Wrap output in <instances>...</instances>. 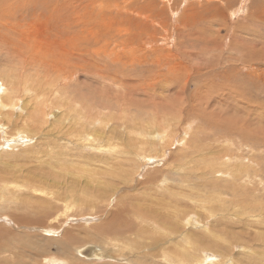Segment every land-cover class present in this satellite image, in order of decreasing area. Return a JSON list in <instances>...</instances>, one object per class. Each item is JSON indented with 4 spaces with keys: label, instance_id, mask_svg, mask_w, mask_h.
Instances as JSON below:
<instances>
[{
    "label": "rangeland",
    "instance_id": "rangeland-1",
    "mask_svg": "<svg viewBox=\"0 0 264 264\" xmlns=\"http://www.w3.org/2000/svg\"><path fill=\"white\" fill-rule=\"evenodd\" d=\"M182 88L177 103L174 93ZM0 94L6 106L18 107L20 100L34 101L42 122L41 128L32 134L26 129L16 132L20 125L10 126L6 134L7 126L0 124V188L10 183L6 187L11 192L4 189L0 193V230H4L0 231V264H183L185 261L184 264H200V261L223 264L221 260L227 256H233V264L238 261L264 264V231L248 217L245 227L229 229L230 237L222 236V220L237 222L234 213L229 212L230 198L218 196L206 204L210 192L200 189L199 198L192 199L196 203L200 201L198 204L192 200L187 203L172 200L176 212L188 211V216L180 218L169 207V212L164 210L168 212L164 217L165 227L157 226L159 221L154 219L156 226L149 231L148 224L136 220L137 216L144 217L142 211L137 209L136 214H130L134 225L137 221L136 230L142 231L132 236L131 244L97 233L94 227L105 226L113 214L108 217L110 211L114 207L120 210L117 203L124 195H134V200L144 202L132 181L156 175L161 168L168 167L170 160L157 155L152 158L155 162L152 161L154 151L139 143L141 136L137 132L131 134L127 129L123 131L127 135L120 137L123 141L113 138L109 148L129 152L133 145L130 154L135 151L150 160L143 162L133 155L129 157L134 161H127L125 155H121L124 161L121 157L119 161L112 160L113 156L103 151L91 150L88 144L92 143L88 140L91 136L85 131L90 124V129L98 126L99 132L105 134L118 129L120 121L125 119L133 126L139 121L142 124H136L138 127L151 128L154 116H159L154 129L155 138L160 139L156 149L168 148L171 157L180 161L183 152L189 155L196 146H199L196 152H203V147L206 150L208 146L227 147L228 153L234 155L233 163L248 165L249 174L241 176L243 169L237 173L227 163L232 175L219 174L217 177L224 179L220 182L227 187L235 183L245 185L254 197L260 193L264 199V0H0ZM158 101L161 104H156ZM170 103L176 107L172 108ZM204 112L215 115L217 121L220 116L232 123L212 127L203 120ZM51 113L64 117L51 118ZM56 122L66 126L68 123L70 131H51L46 123ZM201 133L205 135L203 138ZM136 139L139 145L135 144ZM196 152L190 155L194 161L198 160L194 157ZM102 158L103 163L96 162ZM200 163L196 162L198 167L203 166ZM186 164L192 166V162ZM114 166L119 169L118 178L110 173ZM18 169L20 178L12 180ZM210 179L213 180L212 175L206 181ZM202 181L198 183L203 185ZM21 185L33 187L28 191L22 190ZM16 186L23 192L14 194L15 198L12 191ZM67 186L74 193L71 202L78 200V196L83 200L90 197V201L81 207L76 202L70 210L63 211L64 205L52 194H69L65 191ZM155 193L154 184H150L144 197L149 201ZM38 199L59 207L58 212L45 225L25 228L23 225L15 229L8 216L14 212L26 217L27 207L29 211L35 208L27 205ZM237 200L235 205L240 202ZM138 205L150 208L148 202ZM214 205L220 214L212 216L209 210ZM172 223L177 226L174 236L166 234ZM122 229H125L123 225ZM207 230L219 237L222 247L203 249L196 244L197 239L210 238ZM67 231L79 242L59 249L54 243L60 242ZM84 234L98 238L92 241ZM126 234L134 232L127 229ZM163 244H166L164 248ZM87 248L93 251L91 258L82 255ZM162 249L172 253L168 255ZM247 249L253 255L245 254Z\"/></svg>",
    "mask_w": 264,
    "mask_h": 264
},
{
    "label": "bare ground",
    "instance_id": "bare-ground-1",
    "mask_svg": "<svg viewBox=\"0 0 264 264\" xmlns=\"http://www.w3.org/2000/svg\"><path fill=\"white\" fill-rule=\"evenodd\" d=\"M192 57H195V56H192ZM183 59V58H182ZM187 62V61H186ZM231 70V69H230ZM198 75V74H197ZM196 90V89H195ZM194 90V91H195ZM184 91V89H180L179 90H176L174 94L175 98H178L177 99V103L178 101L181 99L182 97V92ZM184 96V95H183ZM1 97L2 95L0 94V124H5V127L4 130H5V133L8 134V130L10 128V126H15V125H20L21 127L16 131H20V130H28V132L30 134H32V132H36L37 130H39L42 126V122L40 121V109L38 107V105L32 101V100H26L25 102H22L20 100V102L18 103V107L15 106V105H9V106H6L2 103L1 101ZM188 97V96H187ZM186 97V98H187ZM194 97V96H193ZM196 97V95H195ZM185 98V99H186ZM163 99V98H162ZM161 99V100H162ZM163 101V100H162ZM161 101V102H162ZM166 102V101H165ZM164 102V103H165ZM160 103L159 101L156 103L158 104ZM161 104V103H160ZM172 105V108L176 107V104L175 103H170ZM186 104V103H185ZM131 105V104H129ZM165 104H163L164 106ZM178 105V104H177ZM132 106V105H131ZM157 106V105H156ZM159 106V105H158ZM157 106V108H158ZM180 106V105H179ZM187 105H185L186 107ZM169 107V105H168ZM178 107V106H177ZM165 108V107H164ZM171 108V106L169 107ZM22 109H26L27 112H23ZM182 109V107H181ZM184 109V108H183ZM186 109V108H185ZM165 110V109H164ZM163 110V111H164ZM175 110V109H174ZM190 110V109H189ZM167 111V110H165ZM169 111V110H168ZM191 111V110H190ZM125 112V111H124ZM123 112V113H124ZM170 112V111H169ZM193 112V111H192ZM201 112V111H200ZM57 114H61L60 111H57L56 112ZM173 113V111H172ZM179 113V112H178ZM197 113V112H196ZM22 114H25V116H22ZM183 114V113H182ZM199 114V113H198ZM204 116L202 117L203 120L208 123V124H211L212 127L213 125L218 127V124L221 123L223 124L224 122V125H226L227 123H232L229 119L227 118H224V117H220L218 116V121H217V118L215 115L213 116H210L211 114H208V113H205L204 112ZM52 117L51 118H54L55 116L57 118H63L64 115H56L55 113H51L50 114ZM202 115V114H201ZM200 116V114H199ZM123 119H125L126 117L124 115L121 116ZM67 120H69L67 118ZM160 120V117L159 116H154V125L150 127H138L136 124L140 123L142 124V122H137L136 121V124L133 126L131 124H128L126 123L127 122V119H125L123 122L120 121V124H119V128L116 129V130H109L108 133H101L99 132V128L98 126L95 127V129H90V124H87V129L85 130L87 133L86 135H90L91 137L88 138V140L92 143H88L90 145V148L91 150H98V151H103L104 153H106L107 155L109 154L110 156H113L111 157L112 160H116V161H119V157H121V155H125L126 159H129L127 161H134V160H131L129 156L133 155V156H136L137 158H140V159H143L142 161L143 162H146V160H151L155 162L154 159H152L153 157H158L159 156H164L166 157L167 160H170V162L167 163L168 167L166 169H163L161 168V170L156 174V175H149V177H144V178H140L141 180H137V181H132V183H135V188H136V191L138 192V194H141L143 196V201L145 203H149L150 204V208L148 207H140V205L138 204H144V202L140 201V202H137V200H134V195H127L124 197H122V200H120V202H118L117 204L120 205V210H117L116 211V208L114 207V210L110 211L108 217L111 215V218L109 219V221L105 224V226H98L94 229L97 233H100L103 237H111V238H114V239H117V240H120V241H125L126 243L128 244H131L132 241H134V239H132V236H138L142 233V231H139V230H136V224H137V221H140L141 223H145V224H148V229H150L149 231H151L156 225L154 224L153 220L154 219H158L159 221V227H165L166 226V219H164V217L168 216V212H169V207L170 208H173V210H177L176 206L172 204V200H179L181 203L184 201L185 203L187 202H190V200L192 199H198L199 198V195H198V192L199 189L204 191V192H207L208 191L210 192L209 195H208V199H205V203H209L210 201H214V199L219 196L220 198H230L228 201H230V204L229 206L231 207L230 211L229 212H233L234 215H233V218L234 219H237V222L236 223H231V222H228V221H223L221 222V229L219 227V229L223 232L222 236H229L228 234V231L229 229H232V228H235V227H245L247 224L246 222L250 219L252 222H253V225H255L256 227L260 228L261 230L264 231V199L261 198L259 196L260 193H255L254 195L256 197H254L252 194V192L249 190V188H246L245 185H239V184H234L233 186H228L227 187V184L225 183H222L220 181H223L221 180L219 177H217L219 174H224L226 175L227 177L231 176L229 175V171H231V167L229 169V167L227 166V163H230L233 168L235 167V172L239 173L238 171L241 169L242 172H241V176H246V173L248 172L247 170L249 168L248 165H245V164H240V163H236L235 164L233 163V161L235 160L234 159V155L232 154H229L228 153V149L227 147H218V146H221V145H217L216 147L212 146V147H207L208 149L205 150V147H203V152H196L197 151V147L199 146H196V147H193V151L191 152L190 150V154L189 155H186L184 154L183 152V156L179 159L180 161H176V158L171 157L172 154L168 153L169 149L168 148H165V147H162L161 149H156V145L158 144V138H155L154 134V129L155 127H157V123L159 122ZM108 121V120H106ZM150 122V121H148ZM147 122V123H148ZM48 126H50V129L51 131L53 132H56V133H68L70 131V125L67 123V126L66 124H58V122H56L54 125L52 123H46ZM234 124V123H233ZM222 125V126H224ZM144 126V125H143ZM227 126V125H226ZM209 127V126H208ZM229 127V126H228ZM235 127V126H234ZM210 128V127H209ZM208 128V129H209ZM99 129V130H98ZM128 130L131 134H134L135 132L138 133V135H140L141 137L138 138V140L140 141L139 143H141V145H143V147H146L147 149L149 150H152L154 151V153L152 154V156L149 158L148 156H140L138 153H136L135 151L132 152V154H130L133 147V145L131 146V150L128 152V151H117V150H114V149H110L109 146H112V145H109V142L111 141V143L113 142L112 139L113 138H117V137H121L124 133L126 134V132H123L124 130ZM2 130V128H1ZM102 130V129H101ZM104 130V129H103ZM181 131V130H180ZM185 131V129H184ZM183 131V133H184ZM105 132V131H104ZM187 132V131H186ZM24 133V132H23ZM205 133V132H204ZM1 134V133H0ZM16 134V133H15ZM26 134V133H25ZM18 135V133L16 134ZM15 135V136H16ZM127 135V134H126ZM181 135H185V134H181ZM199 135H202V138L203 135L202 133L199 134ZM21 136L22 133H21ZM26 136V135H25ZM6 137V136H5ZM13 137V136H12ZM18 137V136H17ZM128 137V136H127ZM186 137V136H184ZM8 138V137H7ZM16 138V137H15ZM22 138V137H21ZM29 138V137H28ZM27 138V139H28ZM6 139V138H5ZM26 139V138H25ZM30 139V138H29ZM83 140V138H81ZM122 140V138H120ZM127 139V138H126ZM125 139V141H126ZM181 139V138H180ZM199 139H201L199 137ZM7 140V139H6ZM73 140H76V138H73ZM115 140V139H114ZM77 141V140H76ZM123 141V140H122ZM185 141V139H184ZM209 141V140H208ZM8 142V141H7ZM121 142V141H120ZM210 142V141H209ZM82 144L85 143L84 141L81 142ZM212 143V142H211ZM9 144V143H8ZM135 144L136 145H139L137 143V139L135 140ZM167 145V143H165ZM231 144V143H230ZM199 145V144H198ZM179 147V145H177ZM189 146V145H188ZM223 146V145H222ZM184 147V146H183ZM186 147V146H185ZM190 147V146H189ZM180 148V147H179ZM195 148V149H194ZM236 148V147H235ZM166 149V151H165ZM190 149V148H189ZM201 149V148H200ZM168 151V152H167ZM206 151V152H205ZM171 152V151H170ZM175 152V151H174ZM195 153L194 157L195 159H198L196 161L192 160V158L190 157L191 153L192 155ZM168 153V154H167ZM5 154V153H4ZM91 154V153H90ZM108 155V156H109ZM132 156V157H133ZM98 156H94V158H97ZM91 158V157H90ZM108 158V157H107ZM163 158V157H162ZM237 158V157H236ZM241 158V156H240ZM92 159V158H91ZM103 160L102 161H97V163H103L104 162V158H102ZM120 159H123V157H121ZM246 159V158H245ZM88 160V159H87ZM237 160L239 161V158H237ZM243 160V159H242ZM95 161V160H94ZM93 161V162H94ZM124 161V159H123ZM241 161V159H240ZM91 162V160H90ZM157 162V161H156ZM160 162V161H159ZM189 162H192V166H187ZM196 162H201L203 164L202 167H198V164H196ZM242 162V161H241ZM256 162V161H255ZM117 163V162H116ZM171 165H170V164ZM200 163V164H201ZM246 163V162H245ZM249 163V162H248ZM88 164V163H87ZM92 165V164H91ZM98 164H96L97 166ZM250 165V164H249ZM94 166V165H93ZM92 166V167H93ZM129 166V165H127ZM87 167H90V166H87ZM116 166H114L115 168ZM154 167V166H152ZM159 167V166H158ZM162 167V166H161ZM252 167V166H251ZM254 167V166H253ZM93 168H96V167H93ZM120 168V167H119ZM132 168V166H131ZM130 168V169H131ZM165 168V167H164ZM77 169V168H76ZM113 169V168H112ZM125 169V168H124ZM158 169V168H157ZM156 169V170H157ZM163 169V170H162ZM252 169V168H250ZM91 169H89L90 171ZM257 170V169H256ZM97 171V169H96ZM107 171V170H106ZM118 167L111 170L110 173L113 174L116 178H118ZM250 171V170H249ZM17 173H15L13 176H12V180H17L18 178H20V170L18 169L16 171ZM234 172V174H235ZM251 172V171H250ZM260 172V171H259ZM110 173L108 175H110ZM123 173V172H122ZM231 173V172H230ZM236 173V174H237ZM255 173V172H254ZM42 174V173H40ZM132 174V173H131ZM249 174V173H247ZM95 175V173H94ZM125 175V173H124ZM212 175L213 176V180H209V181H206V178L208 176ZM253 175V174H252ZM1 176V174H0ZM237 176V175H236ZM258 176V175H257ZM27 177H29V175L27 174ZM235 177V175H234ZM2 178V177H1ZM1 178H0V181H1ZM239 178H241L239 176ZM248 178V177H247ZM246 178V179H247ZM255 178V177H254ZM200 179H203V185L198 183ZM130 180V179H129ZM134 180V179H133ZM231 180V179H230ZM249 180V178H248ZM259 180V179H257ZM118 181V180H117ZM228 181V180H227ZM243 181V180H242ZM121 182V181H120ZM254 182V181H253ZM261 181H259L260 183ZM123 183H126V182H122ZM229 183V182H228ZM243 183V182H242ZM245 183V182H244ZM252 183V182H251ZM263 183V182H261ZM10 184V183H9ZM9 184H5V185H1V190H0V193H4V189H7L6 185H9ZM150 184H154V188H155V191L156 193L154 194V196H151L150 195V200H146L144 195L146 194V187H149ZM248 183H246L247 185ZM18 185V184H17ZM263 185V184H262ZM250 186V185H248ZM254 186V185H253ZM32 187L33 186H30V187H26L24 185H21L20 188L25 189V190H32ZM263 187V186H262ZM260 187V188H262ZM10 188V187H9ZM18 189L17 186L14 188L15 190L12 191V195L14 196V194H19L21 192H23L21 189ZM36 189L39 190V188L36 186ZM8 190V189H7ZM66 192H68L69 194H65V193H57L56 195L53 193L52 196L53 198H55L57 201H59L62 205H64V207L62 208L63 211L65 210H70V208H72L74 206V204L76 202H79L80 204V207L84 204H87L89 201H90V197L88 200H83L80 196H78V200L75 199L74 202H71L70 198L73 196L74 193L71 192V190L69 189V187L67 186L66 189H65ZM6 193H11L9 190L8 192L6 191ZM203 193V192H202ZM159 194H161L162 196H159ZM204 194V193H203ZM262 194V193H261ZM2 195V194H1ZM205 195V194H204ZM224 195V196H222ZM4 196V195H3ZM6 196H9V194H7ZM12 197V196H11ZM15 197V196H14ZM74 197V196H73ZM5 198V196L3 197ZM16 198V197H15ZM258 198H261L262 200L258 199ZM6 199V198H5ZM170 201H169V200ZM239 200V204L235 205V201L236 200ZM2 200V199H1ZM11 201V198L9 199ZM22 200V199H20ZM168 200V201H167ZM219 200V199H218ZM237 200V201H238ZM9 201V202H10ZM119 201V199H118ZM137 202V206H136V203ZM194 201V200H192ZM198 201V200H197ZM174 202V201H173ZM177 202V201H176ZM180 202H177V204H180ZM195 202V201H194ZM196 203V202H195ZM200 203V201H198L196 204ZM204 203V202H203ZM218 203V202H217ZM255 203V204H254ZM98 204V203H97ZM212 204V202L210 203ZM219 204V203H218ZM224 204V203H223ZM222 204V205H223ZM11 205V204H10ZM23 205V204H22ZM24 205H26L24 203ZM182 205V204H180ZM193 205V204H192ZM221 205V204H220ZM27 206H30V207H35L33 209H31L30 211L28 210L29 207H27V214H24L23 216L27 215L26 217L22 218L21 216L19 215H16V213L13 212V214H10L8 216V218L11 217V220L10 222L13 224V227L16 229L17 227H27L29 225L31 226H34L36 227V225L40 226V225H45L46 224V221L49 219V218H52L53 216L51 215H55L58 210H59V207L57 206H52L49 204V202L45 199V200H41V199H38L36 200L35 202L33 203H30L28 204ZM88 205H86L87 207ZM179 206V205H178ZM205 206V205H204ZM13 207V206H12ZM26 207V206H25ZM24 207V208H25ZM138 207V208H137ZM210 207V206H209ZM209 207H207L209 209ZM224 208V206H222ZM16 208V207H15ZM83 208V207H82ZM186 208V207H185ZM196 208V207H195ZM201 208V207H200ZM219 208V207H218ZM227 208V207H226ZM11 209V208H10ZM17 209V208H16ZM90 209V208H89ZM137 209L139 211H142L144 213V217H141V216H137L136 217V224L134 225V223L132 222V220H130V217L129 215L130 214H133V213H137ZM161 209V210H160ZM193 209V207H192ZM225 209V208H224ZM85 210V209H84ZM156 210H159V212H157ZM164 210L168 211V212H165ZM198 209H196L197 211ZM219 210V209H218ZM16 211V210H15ZM29 211V212H28ZM73 211V210H71ZM116 211V212H115ZM208 211V210H206ZM224 211V210H223ZM11 212V211H10ZM67 212V211H66ZM219 213V211H215V205L212 206L209 210V214L210 215H214L215 213ZM228 212V213H229ZM30 213V214H29ZM163 213H165L163 215ZM176 213H179V217L180 218H186L188 216V211H184V210H180V211H177ZM223 212H221L222 214ZM227 213V214H228ZM231 213V214H233ZM246 213V214H245ZM8 214V213H7ZM23 214V213H22ZM220 214V213H219ZM242 214H244V218L242 217ZM1 215V214H0ZM176 215V214H175ZM209 215V216H210ZM230 215V214H229ZM250 215V216H249ZM6 216V215H5ZM31 216H33L31 218ZM178 215H176L175 217H177ZM192 216V215H190ZM215 216V215H214ZM7 217V216H6ZM219 217V216H218ZM231 217V216H230ZM249 217V219H248ZM7 218V219H8ZM184 218V219H185ZM191 218V217H190ZM219 218H223L222 217H219ZM174 219V218H173ZM225 219V217H224ZM229 219V218H227ZM226 219V220H227ZM178 220V219H177ZM191 221V220H190ZM194 221V220H193ZM232 221V220H231ZM180 222V220H179ZM178 222V223H179ZM195 222V221H194ZM181 223H182V220H181ZM180 223V224H181ZM196 223V222H195ZM214 223V222H213ZM151 224V225H150ZM204 224V223H202ZM201 224V225H202ZM27 225V226H26ZM122 225L124 226V230H120V228L122 227ZM171 225V230L169 232H167L166 234L167 235H175L176 234V231H177V226L172 223L170 224ZM178 225V224H177ZM207 226V224H205ZM214 225V224H213ZM181 226V225H180ZM201 227V226H200ZM204 228V226H202ZM1 228V227H0ZM184 228V227H183ZM5 229V228H4ZM127 229L131 230L132 232H134L133 235H128L126 234L127 233ZM142 229V228H141ZM161 229V228H159ZM164 228H162L161 230H163ZM218 229V228H217ZM90 230V229H89ZM91 230L92 229V226H91ZM196 230V229H194ZM1 232H3L4 230H0ZM144 231V230H143ZM148 231V232H149ZM207 231H210V230H207ZM0 232V233H1ZM95 232V233H96ZM154 232V231H153ZM183 232V231H181ZM89 233H91L89 231ZM93 233V232H92ZM211 233V231L209 232ZM219 233V232H218ZM2 234V233H1ZM72 233L70 232H66L64 237L62 238V240L60 239V242H56L54 243V245L60 249V248H68L70 247L72 244H76L79 242V239L77 237H75L74 235L72 236L71 235ZM155 234V233H154ZM183 234V233H182ZM193 234V233H191ZM200 234V233H199ZM212 234V235H211ZM210 234V238L209 239H206V240H200V239H197V236L196 235H193L192 237H195L197 240V243L199 247L203 248V249H209L208 247H210V249H214V248H217V247H222V242L220 241L219 237L216 236V235H213L215 234L214 232ZM221 234V233H220ZM5 235V234H4ZM7 235V234H6ZM101 235H98V236H101ZM143 235V234H142ZM141 235V236H142ZM156 235V234H155ZM209 235V234H208ZM219 235V234H217ZM2 236V235H1ZM84 236L88 237L90 240H95L97 239L98 237H94L92 235H89V234H84ZM152 236V235H151ZM158 236V235H157ZM156 236V237H157ZM183 236V235H182ZM221 236V237H222ZM15 237V236H14ZM17 237V236H16ZM140 237V236H139ZM160 239L162 240L161 236H159ZM157 237V238H159ZM179 237V236H178ZM181 237V236H180ZM188 237V236H187ZM230 237V236H229ZM7 238V236H6ZM10 238V237H9ZM12 238V236H11ZM9 239L11 241H14L12 239ZM100 238V237H99ZM141 238V237H140ZM153 238V237H152ZM150 238V239H152ZM165 237L163 236V239ZM169 238V237H168ZM183 238V237H181ZM185 238V237H184ZM189 238V237H188ZM201 238V237H200ZM14 239V238H13ZM25 239V238H24ZM81 239V238H80ZM139 239V238H138ZM264 239V238H263ZM1 240V239H0ZM155 242H156V239H154ZM153 240V242H154ZM174 240V239H173ZM175 240H177L175 238ZM179 240V239H178ZM182 240V239H181ZM188 240V239H187ZM186 240V241H187ZM191 240V239H190ZM8 241V240H7ZM140 241V240H139ZM149 241V240H148ZM159 241V239H158ZM157 241V242H158ZM223 241V240H222ZM9 242V241H8ZM40 242V241H39ZM154 242V243H155ZM178 242V241H177ZM193 242V240L191 241ZM13 243V242H12ZM124 243V242H123ZM152 244V242H150ZM187 243V242H186ZM189 243V242H188ZM224 243H225V240H224ZM9 244V243H8ZM11 244V243H10ZM125 244V243H124ZM150 244V245H151ZM180 244V243H179ZM2 245V244H1ZM23 245V244H21ZM37 245V244H36ZM127 245V244H125ZM153 245V244H152ZM155 245V244H154ZM164 245V244H163ZM166 245V244H165ZM164 246H161V247H165ZM174 245V244H173ZM182 245V244H180ZM183 245H186L185 243ZM189 245V244H187ZM186 245V246H187ZM191 245V244H190ZM11 246V245H10ZM157 246V245H155ZM169 246H172L170 245L169 243ZM177 246V245H176ZM148 247V246H147ZM175 247V246H174ZM178 247V246H177ZM183 247V246H182ZM190 247V246H187V248ZM219 247V248H220ZM18 248V247H17ZM146 248V247H145ZM152 247H150V250H151ZM156 248V247H155ZM158 248V247H157ZM167 248V247H166ZM218 248V249H219ZM21 249V248H20ZM135 249V248H134ZM153 249V248H152ZM178 249V248H177ZM176 249V250H177ZM183 249V248H182ZM190 249V248H189ZM35 250H39L38 247L35 248ZM174 249V252L176 251ZM181 250V249H180ZM184 250V249H183ZM248 250V249H247ZM81 251V249L79 250ZM162 251L166 252V249H162ZM168 251V250H167ZM250 250H248L246 253H248ZM162 252V254H163ZM172 253V251H169V252H166L167 254L168 253ZM181 252L183 253V251L181 250ZM1 253V252H0ZM61 253V251H60ZM77 253H78V250H77ZM175 253H178L175 252ZM174 253V254H175ZM224 253V252H223ZM250 255H253V252H249ZM62 254V253H61ZM79 254V253H78ZM149 254V253H148ZM173 254V255H174ZM99 253L97 254V257H98ZM156 255V254H155ZM164 255H166L164 253ZM169 255V254H168ZM181 255V254H180ZM183 255V254H182ZM181 255V256H182ZM207 254L204 255V257L206 256ZM248 255V254H247ZM159 255L155 256V257H158ZM163 255H161L162 257ZM199 256V255H198ZM164 257V256H163ZM180 257V256H179ZM178 257V258H179ZM191 257V256H190ZM189 257V258H190ZM207 257V256H206ZM232 257L233 256H227V257H224V259L226 260H221V262L223 261V264H225V261L228 260V262H232ZM235 257V256H234ZM236 257H238L236 255ZM159 258V257H158ZM171 258V257H170ZM170 258H167L168 261ZM184 258H185V255H184ZM163 258H161L162 260ZM167 259L165 261H167ZM180 259V258H179ZM178 259V260H179ZM187 259V257H186ZM196 259V258H194ZM199 259V258H198ZM230 259V260H229ZM234 259V258H233ZM236 259V258H235ZM234 259V261H236ZM183 260V259H182ZM188 260V259H187ZM209 260V259H208ZM164 261V260H163ZM164 261V262H165ZM167 261V262H168ZM198 261V260H197ZM210 261V260H209ZM172 262V261H171ZM181 262V261H180ZM207 262V261H205ZM211 262V261H210ZM240 263V261H238ZM174 263V262H173ZM177 263V262H176ZM179 263V262H178ZM177 263V264H178ZM186 263V261L184 262ZM183 263V264H184ZM199 263V262H198ZM203 262L200 261V264H202ZM237 263V264H239ZM170 264V263H169ZM205 264V263H203ZM211 264V263H210ZM233 264V263H231ZM241 264V263H240Z\"/></svg>",
    "mask_w": 264,
    "mask_h": 264
},
{
    "label": "water",
    "instance_id": "water-1",
    "mask_svg": "<svg viewBox=\"0 0 264 264\" xmlns=\"http://www.w3.org/2000/svg\"><path fill=\"white\" fill-rule=\"evenodd\" d=\"M92 253H93L92 249L91 248H87V249L84 250V252H82V255H87L88 257L91 258L93 256Z\"/></svg>",
    "mask_w": 264,
    "mask_h": 264
}]
</instances>
